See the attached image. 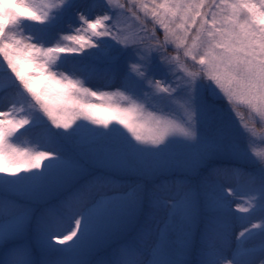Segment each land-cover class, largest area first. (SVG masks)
<instances>
[{
    "label": "snow or ice",
    "instance_id": "1",
    "mask_svg": "<svg viewBox=\"0 0 264 264\" xmlns=\"http://www.w3.org/2000/svg\"><path fill=\"white\" fill-rule=\"evenodd\" d=\"M257 121L264 0H0V264H264Z\"/></svg>",
    "mask_w": 264,
    "mask_h": 264
},
{
    "label": "rangeland",
    "instance_id": "2",
    "mask_svg": "<svg viewBox=\"0 0 264 264\" xmlns=\"http://www.w3.org/2000/svg\"><path fill=\"white\" fill-rule=\"evenodd\" d=\"M89 2H90V0H78V3L84 8H86L88 6ZM69 25H72L73 27L77 26L74 13H69L64 17L62 22L58 25L57 29H55L53 31L52 37H51L52 41H54L59 36V34H61V33L66 34L69 31ZM149 27H151V25H149ZM157 34L162 35V32H160L158 30ZM87 51L90 52L91 50L89 49ZM168 51H169V53H172L173 49L169 48ZM156 78L159 79L160 77L157 76ZM6 82L7 81L5 78V83ZM104 84H105V81L103 79H99V78L93 79L92 81H86L87 87H92L93 90H98V91H116L117 88L119 87V83H115L110 87H105ZM120 90L124 91V89H122V88ZM3 110H6V108ZM151 110L156 111L157 109L152 108ZM241 111L244 112L245 118H247L246 110L241 109ZM256 127L259 130L261 127H264V126H262L257 121ZM38 131H39L38 129H30L28 132L24 133L23 135H21L19 137L18 142L21 144L22 147H33L34 145L32 142L36 139V134ZM257 146H264V145L259 144V137H257ZM44 150H47V149H44ZM232 163L237 167H247V165L244 162H235L234 161ZM127 179L130 181H135L137 178L136 177H128ZM262 215H264V213L257 211L254 215H252L251 219H252V221L255 220V222H256L257 220H259V218ZM104 255H105V253L103 251H101L97 256V259L102 258Z\"/></svg>",
    "mask_w": 264,
    "mask_h": 264
},
{
    "label": "bare ground",
    "instance_id": "3",
    "mask_svg": "<svg viewBox=\"0 0 264 264\" xmlns=\"http://www.w3.org/2000/svg\"><path fill=\"white\" fill-rule=\"evenodd\" d=\"M238 202V201H237ZM234 206V205H233ZM253 222H255V220H253ZM239 229H237V231H238Z\"/></svg>",
    "mask_w": 264,
    "mask_h": 264
}]
</instances>
